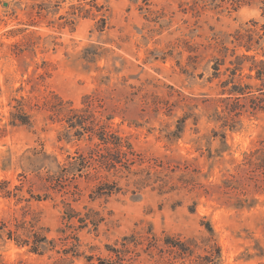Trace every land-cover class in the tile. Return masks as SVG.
<instances>
[{"label": "rangeland", "instance_id": "1", "mask_svg": "<svg viewBox=\"0 0 264 264\" xmlns=\"http://www.w3.org/2000/svg\"><path fill=\"white\" fill-rule=\"evenodd\" d=\"M261 60L264 0H0V226L37 218L55 241L39 254L0 229V261L72 248L64 264H100L152 228L160 246L212 236L220 264H264ZM228 79L252 87L224 126ZM100 127L132 146L119 169L101 162Z\"/></svg>", "mask_w": 264, "mask_h": 264}, {"label": "trees", "instance_id": "2", "mask_svg": "<svg viewBox=\"0 0 264 264\" xmlns=\"http://www.w3.org/2000/svg\"><path fill=\"white\" fill-rule=\"evenodd\" d=\"M250 49V47L248 46ZM244 58L254 60V56L244 55ZM240 60V59H239ZM242 60L238 62H233L235 67L233 68V75L236 73L237 67L241 68ZM256 64L251 66V69H256V77L259 79L264 78V60L260 62L255 61ZM220 62H217L214 65L215 73H218ZM230 83L232 87L228 89L231 95L237 94L235 97L228 96L225 99H221L222 101H226L227 103L224 107V115L220 116L221 119L224 121L223 125H228V119L234 118L233 112L235 110V104L233 105L228 100L233 98L234 101H239L241 97L246 94L247 88H250L249 84L243 86L241 84L234 83L233 80L228 79L227 81L223 82V86H229ZM224 91H227V90ZM253 102L254 109H264V104L259 96L251 97ZM24 121V120H23ZM24 123V122H23ZM72 127L76 128L77 134H82L86 129L92 130L94 127L88 128L84 122H77L71 124ZM79 127V128H78ZM97 132L98 137L101 143L105 144L106 153L102 152L100 156H102L101 162L102 164L113 167L116 169L118 168V163L122 162V157H126L128 152L124 149L127 146L129 149L132 148L131 144H124L122 137L117 134H113L114 140L108 137L109 133L104 130L103 127H100ZM103 129V130H102ZM112 135V134H111ZM112 145L109 146V144ZM131 147V148H130ZM114 152V153H112ZM86 160L83 158V162L78 166H75V171H83V169L87 166L85 163ZM76 165V163L74 164ZM100 188V187H99ZM96 195H100L103 192L96 191ZM95 199L96 196H93ZM40 199V198H39ZM74 209L69 205L68 208L65 210V217L71 218ZM83 225H87L86 223ZM96 227H98L99 223L95 222ZM7 224L3 223L0 226L2 230L1 236L4 234L7 236L8 239L14 240L19 245H27L29 246V250L35 253L43 254L49 249H53L54 240L50 239L47 235L48 228L39 224V220L37 218H32L31 220H19L16 219L15 228H7ZM211 235H213L212 228H209ZM79 239L78 236L75 237ZM158 238L156 233L153 232L152 228H149L148 234H145L141 231H135L131 234H128L123 237L121 241H117L114 244H108V250L111 253L110 258L101 260L100 264H220L222 258V252L220 245L216 242V240L210 236L207 238H202L199 241L195 237L191 238H182L180 235H167L164 238V244L162 246L158 245ZM73 247V246H71ZM203 248L205 253H196V249ZM72 248H65L64 254L56 264H64L68 262L70 253L73 256H79L78 252ZM143 255H147L146 259L147 262L141 260ZM87 260L90 264H95L92 260V256H88ZM73 260H71V263ZM0 264H5L4 262L0 261ZM68 264V263H67ZM70 264V263H69Z\"/></svg>", "mask_w": 264, "mask_h": 264}]
</instances>
